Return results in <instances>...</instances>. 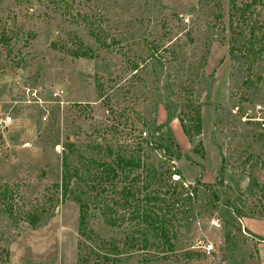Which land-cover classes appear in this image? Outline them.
<instances>
[{"label": "rangeland", "instance_id": "1", "mask_svg": "<svg viewBox=\"0 0 264 264\" xmlns=\"http://www.w3.org/2000/svg\"><path fill=\"white\" fill-rule=\"evenodd\" d=\"M231 2L250 0H0V264H264V52L243 49L264 7L232 28ZM172 181L195 192L165 209ZM92 184L136 213L98 212Z\"/></svg>", "mask_w": 264, "mask_h": 264}, {"label": "trees", "instance_id": "2", "mask_svg": "<svg viewBox=\"0 0 264 264\" xmlns=\"http://www.w3.org/2000/svg\"><path fill=\"white\" fill-rule=\"evenodd\" d=\"M230 26L233 28L234 23H236L235 27L243 26L247 24V20L249 19V16H252L256 11L254 10L255 7H264V0H250L248 3H244L241 6H237L235 2H231L230 4ZM261 29H264V24L260 25L259 23L251 24V26L248 29L249 36L246 38L243 49H244V57L249 60L251 63H255L256 61L260 60L263 56L264 52V35H259V31ZM233 31L235 30L232 29ZM242 35V33H238L237 37L239 38ZM236 41V40H234ZM238 50V49H237ZM234 51L233 46L230 48V52ZM241 52V51H240ZM243 52V50H242ZM77 56L80 57H87V54L83 52L82 54H78ZM185 118V119H184ZM180 117V125L183 134L189 138L192 139L194 137L201 135V115L200 111L198 109L192 110L190 114H186V116ZM185 120L188 121V124L185 123ZM134 165V164H131ZM138 167V165H134ZM114 172V171H113ZM110 173V172H106ZM112 173V172H111ZM169 173V174H168ZM178 173L175 169L173 172L167 171V180L171 181L172 176L177 175ZM74 174H71V172L65 173L62 176V184H55L53 187L56 190V192H61V201L67 200V193H68V183L71 180L72 176ZM179 176V175H178ZM179 179L181 177L179 176ZM93 186L90 188L91 192H93L91 204L95 209H97L98 212H105L115 214L119 207L124 208L127 213H136V205L130 204L129 199L133 198V191L130 187H123L120 191L115 190L114 192L118 191L117 195H119V200H115L114 198L110 201V204L107 202H103L101 200L102 191L99 190V187ZM171 191H167L169 201H166L163 207L165 209H176L178 207L183 206V204H179V202L175 201L174 198L176 196H190L193 195L195 192V188H192L190 186H184L181 182L172 181L171 184L168 185ZM116 189V188H115ZM12 198V191L9 187L4 186L0 190V201L3 204V211L6 213L9 217H13V209L9 206L8 201ZM121 201V202H120ZM77 203H81L79 200ZM82 207V206H81ZM111 207V208H109ZM114 211V212H113ZM186 212V211H185ZM107 214V213H106ZM133 214V215H134ZM39 215L36 213L27 215L24 219L25 221L32 226L33 228H36L39 225ZM84 219V215L81 218V221ZM143 220L150 225L153 229L158 230L161 232L165 239V243L169 245V238L167 236L166 229L161 226L157 228L155 225H152L147 217L143 218ZM113 224V222H111ZM81 225L83 226V221L81 222ZM6 260L8 259V254L5 255Z\"/></svg>", "mask_w": 264, "mask_h": 264}, {"label": "built area", "instance_id": "3", "mask_svg": "<svg viewBox=\"0 0 264 264\" xmlns=\"http://www.w3.org/2000/svg\"><path fill=\"white\" fill-rule=\"evenodd\" d=\"M185 22H187V20H185ZM29 92V91H28ZM63 92L62 91H55L53 93V97L54 98H61L62 97ZM233 114L235 115H240L242 116L241 118L243 119V121H247L248 120V114L243 112L240 107L235 106L232 109ZM10 122L9 118H6V120L2 119L0 120V130L4 129L5 127H7L8 123ZM142 135L145 137L146 133L143 132ZM179 180V179H178ZM197 249H199L201 251V253L207 258V259H212L213 254L216 252L215 250V246L212 243H204V244H199V246L197 247ZM208 264H224V263H220V262H213V263H208Z\"/></svg>", "mask_w": 264, "mask_h": 264}]
</instances>
